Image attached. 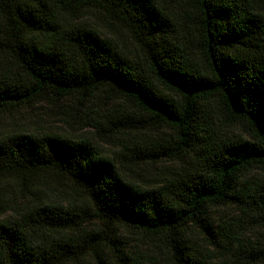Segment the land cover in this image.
Listing matches in <instances>:
<instances>
[{
	"label": "trees",
	"instance_id": "trees-1",
	"mask_svg": "<svg viewBox=\"0 0 264 264\" xmlns=\"http://www.w3.org/2000/svg\"><path fill=\"white\" fill-rule=\"evenodd\" d=\"M35 107L76 132L0 134V264H264V0H0Z\"/></svg>",
	"mask_w": 264,
	"mask_h": 264
},
{
	"label": "rangeland",
	"instance_id": "rangeland-1",
	"mask_svg": "<svg viewBox=\"0 0 264 264\" xmlns=\"http://www.w3.org/2000/svg\"><path fill=\"white\" fill-rule=\"evenodd\" d=\"M116 28V26H114ZM118 29V28H117ZM123 36H125L126 40H129L128 35L122 31ZM43 127L51 128L57 131H67V132H76V129H71L67 127L65 124H62L59 120L57 111L53 109H45L44 107H35L32 109L22 110L20 113L15 114L13 116H0V134L4 132H10L13 130H38ZM5 196L10 194L9 189H5L3 192ZM227 212L232 213L231 210H227ZM122 236H125L128 241L137 240L135 235H131L128 232H125L122 229L118 231ZM144 250L145 247L142 246ZM84 264H95L84 263Z\"/></svg>",
	"mask_w": 264,
	"mask_h": 264
}]
</instances>
